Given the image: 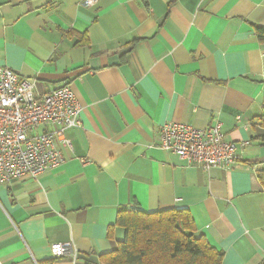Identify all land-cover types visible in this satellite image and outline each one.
<instances>
[{"label": "crops", "instance_id": "crops-1", "mask_svg": "<svg viewBox=\"0 0 264 264\" xmlns=\"http://www.w3.org/2000/svg\"><path fill=\"white\" fill-rule=\"evenodd\" d=\"M85 1L0 0V67L82 107L59 168L0 185V264H104L136 208L187 210L223 264H264V0ZM166 123L221 124L235 164L161 149Z\"/></svg>", "mask_w": 264, "mask_h": 264}, {"label": "built area", "instance_id": "built-area-1", "mask_svg": "<svg viewBox=\"0 0 264 264\" xmlns=\"http://www.w3.org/2000/svg\"><path fill=\"white\" fill-rule=\"evenodd\" d=\"M81 113L68 85L38 97L34 83L0 67V185L26 177L38 180L59 168L65 162L61 147L72 148L67 133L81 126ZM160 148L205 170L233 166L238 150L221 124L202 130L166 123L160 129ZM51 253L56 258L77 256L72 244H53Z\"/></svg>", "mask_w": 264, "mask_h": 264}, {"label": "trees", "instance_id": "trees-1", "mask_svg": "<svg viewBox=\"0 0 264 264\" xmlns=\"http://www.w3.org/2000/svg\"><path fill=\"white\" fill-rule=\"evenodd\" d=\"M256 34L264 42V28L257 27ZM259 179L264 188V170ZM118 224L125 238L114 251L101 255L104 264H223L224 254L197 232L187 210L122 209Z\"/></svg>", "mask_w": 264, "mask_h": 264}]
</instances>
